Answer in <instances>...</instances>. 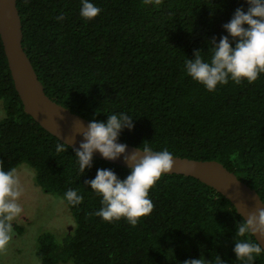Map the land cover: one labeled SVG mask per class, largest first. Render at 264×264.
<instances>
[{"label": "trees", "instance_id": "16d2710c", "mask_svg": "<svg viewBox=\"0 0 264 264\" xmlns=\"http://www.w3.org/2000/svg\"><path fill=\"white\" fill-rule=\"evenodd\" d=\"M17 5L50 99L118 142L222 163L264 202V0ZM0 101V237L11 231L1 205L24 164L72 214L63 239L40 228L42 264H264L245 220L212 187L109 163L41 127L24 110L1 37Z\"/></svg>", "mask_w": 264, "mask_h": 264}, {"label": "water", "instance_id": "95a60500", "mask_svg": "<svg viewBox=\"0 0 264 264\" xmlns=\"http://www.w3.org/2000/svg\"><path fill=\"white\" fill-rule=\"evenodd\" d=\"M0 37L15 89L25 112L69 147L118 166L162 175L192 177L228 199L264 250V202L255 189L217 161H199L144 151L106 135L93 122L72 113L46 94L23 46L17 0H0Z\"/></svg>", "mask_w": 264, "mask_h": 264}, {"label": "rangeland", "instance_id": "374dc122", "mask_svg": "<svg viewBox=\"0 0 264 264\" xmlns=\"http://www.w3.org/2000/svg\"><path fill=\"white\" fill-rule=\"evenodd\" d=\"M5 115L4 104L0 101V122ZM21 167L27 169L15 171L1 205V211L9 219L11 231L5 237H0V264H41L37 259L40 228L58 232L63 230V234L74 225L66 202L46 194L35 184L33 173L29 170L32 168L25 164ZM20 229L24 231L20 232Z\"/></svg>", "mask_w": 264, "mask_h": 264}, {"label": "clouds", "instance_id": "9594fccd", "mask_svg": "<svg viewBox=\"0 0 264 264\" xmlns=\"http://www.w3.org/2000/svg\"><path fill=\"white\" fill-rule=\"evenodd\" d=\"M108 162V161H107ZM110 163V162H109ZM55 196V195H54ZM58 197V196H57ZM60 198V197H59ZM63 199V198H62ZM66 206H68L67 205V203H66ZM68 208H70L69 206H68ZM71 227V228H70ZM69 228V230H72V228H73V226H70ZM8 235V234H7ZM63 236H65V232L62 234ZM6 236V235H5ZM5 236H2V237H5ZM38 252V251H37ZM37 259H38V257H37ZM41 264H42V261H41Z\"/></svg>", "mask_w": 264, "mask_h": 264}]
</instances>
